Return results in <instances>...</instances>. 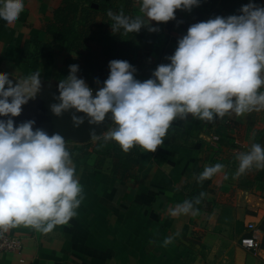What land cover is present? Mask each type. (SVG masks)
<instances>
[{
	"label": "clouds",
	"instance_id": "9594fccd",
	"mask_svg": "<svg viewBox=\"0 0 264 264\" xmlns=\"http://www.w3.org/2000/svg\"><path fill=\"white\" fill-rule=\"evenodd\" d=\"M139 13L129 16L121 9L107 15L113 33H138L142 28L176 19L177 10L191 11L201 0H138ZM25 10V0H0V22L16 23ZM150 78H136L137 69L127 60L109 62V75L94 91L78 76L79 66L58 83L59 103L52 112L74 109V126L88 119L100 124L110 113L111 126L105 142H115L125 153L139 147L154 153L164 144L175 120L214 122L226 115L237 117L264 110V4L249 0L238 13L215 16L191 24L177 41L174 54L166 57ZM0 75V236L19 225L47 234L66 225L77 215L84 196L65 138L34 128L35 121L16 124L14 118L41 90L40 72L23 79ZM93 129L92 138L97 137ZM236 159L237 179L252 169L264 170V145L253 142ZM229 179L225 165H206L198 183L218 174ZM207 195L201 192L168 209L172 217L196 216ZM173 237L164 240L171 244Z\"/></svg>",
	"mask_w": 264,
	"mask_h": 264
},
{
	"label": "crops",
	"instance_id": "0c3cea01",
	"mask_svg": "<svg viewBox=\"0 0 264 264\" xmlns=\"http://www.w3.org/2000/svg\"><path fill=\"white\" fill-rule=\"evenodd\" d=\"M51 20L46 0H25L16 23L0 22V75L7 72L10 78L23 79L41 73V90L16 120H34V128L65 138L84 199L77 215L50 233L24 225L9 229L6 234L20 239L22 250L0 252V264H264V189L245 190L224 181L220 174L207 193L208 210L196 216L169 215V208L188 199L185 187L193 175L201 173L204 163L203 151L195 146L187 123L176 120L192 138L188 143L163 145L154 153L143 150L142 165L129 180L112 175L111 158L95 170V156L77 155L83 144L103 137L112 124L111 114L100 124H89L85 118L76 127L73 115L85 114L74 109L59 116L52 112L51 106L59 103L54 82L59 83L60 74L64 78L69 73L58 58L49 65L46 59L35 62L24 55L25 45L34 36L43 48L53 45L54 38L44 31ZM46 126L50 127L46 130ZM93 129L98 134L95 138L90 136ZM251 236L261 242L257 252L240 243ZM168 237L173 241L165 246Z\"/></svg>",
	"mask_w": 264,
	"mask_h": 264
},
{
	"label": "trees",
	"instance_id": "16d2710c",
	"mask_svg": "<svg viewBox=\"0 0 264 264\" xmlns=\"http://www.w3.org/2000/svg\"><path fill=\"white\" fill-rule=\"evenodd\" d=\"M248 2L249 0H231L229 4H225L219 0H201L200 5L195 8L193 22L205 21L218 15L226 17L236 14L241 5ZM109 9L114 13H119L122 9L126 15L135 16L133 13V0H62L53 12L52 20L44 26V31L54 38V43L57 46L56 44H47L44 52L41 53L42 42L34 36L25 45L24 55L35 62L46 59L50 65L57 59L55 56L57 47L64 49L66 56L62 64L66 67L68 73L70 65H78V76L84 78L95 91L98 86L97 82L102 84L108 77V65L114 59L130 62L136 67L137 76L143 70H145L144 73L150 72L151 70L148 68L151 66L156 68L157 65L166 63V57L174 54L175 45L177 46L175 41L172 42L173 46L171 47L161 48L155 46L158 31L150 32L142 28L138 33H124L123 30L119 33H113L110 27L112 21L107 15ZM223 9H226L227 12L223 13ZM181 26L188 28L190 23H183ZM134 36L145 42L143 48L135 47L132 42ZM188 122L195 123L196 119L189 116L187 120H183L184 124ZM208 124V128L215 125L214 122H208ZM226 127L227 125H221L215 129L217 134L222 135L220 144L223 146L229 145V137L225 135L227 132ZM190 139L192 138L186 132L184 126L172 125L163 145L182 146L188 143ZM142 154L143 150L138 146L125 153L118 144L111 141L105 142L103 137L94 142L83 144L77 153V155L86 159L95 156L93 166L95 170H101L105 166L106 160L111 158V173L120 181L132 179L138 173L142 165ZM249 172L255 173L256 170L252 169ZM262 173H264V170H262ZM199 174L193 175L185 187L189 193L188 199L199 196L201 192L208 193L213 185L214 177L205 180L202 184L198 183L196 177ZM246 178L248 179V177ZM248 181L251 183L254 180L250 179ZM239 187L246 190L250 188V185H240ZM206 196L197 205L199 211L208 210L207 206L209 204Z\"/></svg>",
	"mask_w": 264,
	"mask_h": 264
},
{
	"label": "rangeland",
	"instance_id": "374dc122",
	"mask_svg": "<svg viewBox=\"0 0 264 264\" xmlns=\"http://www.w3.org/2000/svg\"><path fill=\"white\" fill-rule=\"evenodd\" d=\"M219 1H221V3L229 4L231 0H219ZM61 2L62 0H46V14L49 13L52 18L53 12L60 5ZM195 8L196 7H194L191 11L177 10L175 13L176 19L166 24L156 25L155 22H153V25L159 28L158 37L156 39L157 43L155 46L156 47L160 46L161 48L171 47L173 46L172 42L174 41L177 44L178 39L183 34H186L188 29V28H183L181 24L190 23L191 25L195 23L193 22V18H194L193 14ZM133 9H134L133 13L137 15L139 13L138 0H133ZM222 11L223 13L227 12L226 9H223ZM145 29L148 30V28ZM132 42L136 48H143L145 45L144 41L135 38V36L132 38ZM55 44L56 43H53V45ZM43 52H44V48H42L41 50V53ZM55 56L56 58L59 59V61L63 62L66 53L64 49L57 47ZM148 69H150L151 71L148 73H144L145 70H143L140 74L136 76V78L139 80H145L150 78L151 73L155 69V67L151 66ZM55 76L56 75L53 74V78L57 79L55 78ZM60 79H63L61 74L59 76V80ZM54 84H55L54 88H57L58 83L54 82ZM26 117L27 115L24 117V119H26ZM2 119H7V118L2 117ZM15 123L18 125L21 122H18L15 118ZM214 123L215 125L212 128H208L209 126L208 122L199 121V120H196L194 124H192V122L190 123L188 122L186 124L187 130L190 133H192L195 137V139L193 140V142L195 141V146L200 147V150L202 149L203 151L202 153L203 159L202 158L201 159L204 160V163L201 172L204 170L206 165H212L217 162H220L225 165V172L228 173L229 175V179L225 180L223 173L221 174L224 181H229V182L233 181V183H236L239 186L250 185V188L247 190H250L251 188L252 189L256 188L258 190L264 189V173H262V170L254 169L256 170L255 173L247 172L245 175H241L237 179H232V175L236 172V169L238 168V160L236 159V157L241 152H245L249 150V148L251 147V143L253 142L261 143L262 145H264V110L253 111L241 117H237L234 114L226 115L225 117L219 118L218 120L214 121ZM180 124L181 123L179 121H174L172 125L179 126ZM221 125L224 126L227 125L226 127L227 132L225 133V135L229 137L228 146H223L220 144L222 135L217 134L215 132V129ZM246 177H248V179ZM250 179H253L254 181L249 183L248 180Z\"/></svg>",
	"mask_w": 264,
	"mask_h": 264
},
{
	"label": "built area",
	"instance_id": "2783aa9c",
	"mask_svg": "<svg viewBox=\"0 0 264 264\" xmlns=\"http://www.w3.org/2000/svg\"><path fill=\"white\" fill-rule=\"evenodd\" d=\"M252 229L253 226H250ZM241 245L249 250L257 252L261 248V242L256 236L243 237L240 241ZM22 250V242L14 236L4 233L0 236V252H20Z\"/></svg>",
	"mask_w": 264,
	"mask_h": 264
},
{
	"label": "water",
	"instance_id": "95a60500",
	"mask_svg": "<svg viewBox=\"0 0 264 264\" xmlns=\"http://www.w3.org/2000/svg\"><path fill=\"white\" fill-rule=\"evenodd\" d=\"M50 126H46V129H48ZM51 127H53V125L51 126Z\"/></svg>",
	"mask_w": 264,
	"mask_h": 264
}]
</instances>
